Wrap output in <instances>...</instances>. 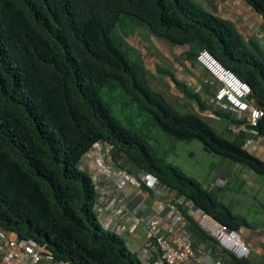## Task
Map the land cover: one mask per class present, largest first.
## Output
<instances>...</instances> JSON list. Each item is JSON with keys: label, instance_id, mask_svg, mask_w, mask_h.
<instances>
[{"label": "trees", "instance_id": "16d2710c", "mask_svg": "<svg viewBox=\"0 0 264 264\" xmlns=\"http://www.w3.org/2000/svg\"><path fill=\"white\" fill-rule=\"evenodd\" d=\"M241 1L261 21L248 39L233 21L193 0H0V230L44 246L57 262L143 264L126 239L97 221L96 190L79 169L97 142L112 146L115 167L150 174L231 230L251 229L224 202L228 187L204 189L167 162L150 137L157 130L174 141L195 140L264 177V159L244 147L264 137V0ZM142 29L188 46L182 60L191 65L207 51L247 83L249 104L263 113L256 126L233 133L229 128L246 124L247 116L225 104L213 110L226 123L223 133L199 114L172 107L151 87L141 52L127 41ZM155 73L204 107L174 72L155 64ZM201 86L208 93L209 84ZM184 219L197 255L208 252L218 264H264V255L233 256L197 220Z\"/></svg>", "mask_w": 264, "mask_h": 264}, {"label": "built area", "instance_id": "2783aa9c", "mask_svg": "<svg viewBox=\"0 0 264 264\" xmlns=\"http://www.w3.org/2000/svg\"><path fill=\"white\" fill-rule=\"evenodd\" d=\"M197 62L217 83L215 102L247 116L246 124L229 129L238 133L245 129V125L255 127L263 113L249 104V85L205 50L199 53ZM200 88L198 86V90ZM244 147L256 152L258 147L264 148V137L248 140ZM111 149L112 146L104 142L93 144L80 159V165L89 173L97 193L95 212L100 227L123 238H137L138 230L144 231L145 241L129 246L140 262L198 264L204 257L213 261L208 252L197 255L193 249L185 228V214L197 220L222 249L239 259L251 256L252 249L244 242L239 231L231 230L203 211L193 208L192 204L177 197L150 174H130L115 167ZM0 264L66 263L54 261L52 254L33 240L21 239L13 233L0 230ZM213 264L218 263L214 261Z\"/></svg>", "mask_w": 264, "mask_h": 264}, {"label": "rangeland", "instance_id": "374dc122", "mask_svg": "<svg viewBox=\"0 0 264 264\" xmlns=\"http://www.w3.org/2000/svg\"><path fill=\"white\" fill-rule=\"evenodd\" d=\"M193 1L204 9L213 11L233 21L246 39L259 34L261 21L243 1ZM135 35L129 36L127 41L137 50L139 48L145 67L149 73L151 87L177 111L181 113L187 111L197 113L213 129L223 133L226 130V123L213 114V110L216 109L218 104L213 101L212 96L203 93L201 89L198 90L197 86L190 87L187 85L192 93L194 91L196 94H199L200 103L204 106L201 108L193 100L182 95L167 78H161L155 73L154 65H162L174 72L175 77L179 78L178 80L182 83V74L179 71L181 60L177 52L170 47L173 45L163 39L148 41L147 38L150 35L146 29H142L141 35L145 38V43L151 47L152 54H148L150 50L139 46V35ZM260 43L264 48V39L260 40ZM209 93H211L210 90ZM141 127L144 131H147L146 125H142ZM150 134L151 140L157 142L162 152L165 153L167 162L177 167L186 176L197 180L204 189L212 190L215 186L228 187L229 189L222 195L224 202L231 206L233 213L243 216L250 225L253 232L246 231L249 238L257 239L259 242L264 241V177L248 169L240 168L227 159L205 152L202 145L195 140L190 142L174 141L165 137L157 130H152ZM255 155L264 159V151H256ZM79 169L82 170L81 165Z\"/></svg>", "mask_w": 264, "mask_h": 264}, {"label": "crops", "instance_id": "0c3cea01", "mask_svg": "<svg viewBox=\"0 0 264 264\" xmlns=\"http://www.w3.org/2000/svg\"><path fill=\"white\" fill-rule=\"evenodd\" d=\"M139 38H140V40H139L140 43L138 42L139 46H141L142 48H145L146 50L149 49L150 51L148 54H152L150 45L145 43V41H146L145 38H143L141 34L139 35ZM147 39L150 42H151V40H154V38L152 36H148ZM170 47L174 51L177 52V54L181 60L180 66H179V71H180V74H182V84L184 86L188 87L187 85H189L190 87H194V86L198 87V86L202 85V82L208 81V83H209L211 76L209 75V73L206 70H204V68H202L198 64L197 65H191L190 63L182 60V55L188 50V46L184 45V46H170ZM138 50H139V48H138ZM154 67H155V65H154ZM213 89H214L213 84H211V85L209 84V90L211 91V94L214 96L216 91H214L215 89L214 90ZM209 90H208V93H209ZM208 93H205V94H208ZM213 96H212V99L214 101ZM216 104L219 105V103H216ZM258 151L259 152L264 151V148L258 147L257 152ZM247 230L253 232L252 229H246V228H241L239 230V232L241 233L243 240L245 238L244 242L246 241L245 243L248 244L249 247H251V249H252L251 256H253V257L263 256L264 255V241L259 242L257 239L249 238V235L246 234ZM137 234H138L137 238H135L134 236L124 237L128 242V246H131L132 243H137L139 241L140 242L145 241V234H144V231L142 229H139ZM213 262H214V260L210 261L209 259L204 257L203 259L201 258V260H199L198 264H213Z\"/></svg>", "mask_w": 264, "mask_h": 264}]
</instances>
